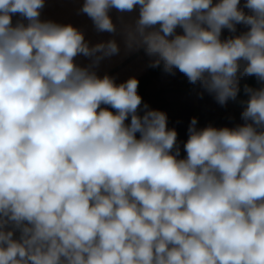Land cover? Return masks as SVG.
Listing matches in <instances>:
<instances>
[{"label":"clouds","instance_id":"9594fccd","mask_svg":"<svg viewBox=\"0 0 264 264\" xmlns=\"http://www.w3.org/2000/svg\"><path fill=\"white\" fill-rule=\"evenodd\" d=\"M44 5L0 0V264H264V86H244L243 124L193 117L180 158L166 113L141 109L138 79L94 70L116 40L90 46L42 21ZM137 7L126 44L151 67L221 105L242 78L264 84V0H83L80 12L115 33L110 10Z\"/></svg>","mask_w":264,"mask_h":264},{"label":"crops","instance_id":"0c3cea01","mask_svg":"<svg viewBox=\"0 0 264 264\" xmlns=\"http://www.w3.org/2000/svg\"><path fill=\"white\" fill-rule=\"evenodd\" d=\"M213 2L215 3L216 0H213ZM244 2L245 0H241V6ZM82 4L83 0H45L40 19L42 21L50 20L58 24L73 25L84 34L85 40L90 46L115 39L120 47V52L118 55L101 60L98 67L94 69L97 75L102 77L107 74L114 77L115 82L119 84L130 77L137 79L146 73L155 57L148 56L143 47L129 49L126 44V30L129 27H134L139 15L138 7L132 12L125 13L111 9L109 15L116 25L117 31L107 33L98 32L92 20L86 14L80 12ZM244 11L249 12L248 9H244ZM21 20L23 18L19 14L12 17L13 25ZM23 22L27 23L26 20ZM236 29L235 35L247 31L243 24H237ZM176 32L182 34L183 30L178 27ZM230 35L233 34L224 29L222 30L221 39H225ZM75 62L80 66H87L91 63V59L80 55L75 58ZM164 97L167 99V104L158 111L166 113L167 127L169 129L174 128L177 132L180 158L186 156L183 145L188 139V127L193 117L197 119V128H204L208 125L217 128H232L244 123L241 118L244 108L235 105L231 99L226 104L221 105L216 101L214 94L208 93L201 87L169 89Z\"/></svg>","mask_w":264,"mask_h":264},{"label":"rangeland","instance_id":"374dc122","mask_svg":"<svg viewBox=\"0 0 264 264\" xmlns=\"http://www.w3.org/2000/svg\"><path fill=\"white\" fill-rule=\"evenodd\" d=\"M174 72L175 74L164 72L152 78V83L149 85L146 92L143 95H140L142 97L141 109L143 108V104H147L150 109L154 108L158 101L161 98H164V95L169 90V88L193 85L189 83L187 77L184 74L180 73L178 70H174ZM245 78L240 80V84ZM140 113L143 112L141 111Z\"/></svg>","mask_w":264,"mask_h":264},{"label":"trees","instance_id":"16d2710c","mask_svg":"<svg viewBox=\"0 0 264 264\" xmlns=\"http://www.w3.org/2000/svg\"><path fill=\"white\" fill-rule=\"evenodd\" d=\"M164 73L163 70V63L161 62V64L157 67H150L149 70L144 73L143 75H141L140 77H138V81H139V85H138V94L139 95H143L146 90L148 89L149 85L152 83V78ZM195 87H200L198 84L197 85H188V86H184V87H174V88H169V89H176V88H180V89H193ZM158 98V97H157ZM234 102V100H232ZM167 104V99L161 98L158 103L154 106V108H152L153 110H160L161 108H163L165 105ZM115 111V110H113ZM141 115H143V113H140ZM126 122H130V118L129 121Z\"/></svg>","mask_w":264,"mask_h":264},{"label":"water","instance_id":"95a60500","mask_svg":"<svg viewBox=\"0 0 264 264\" xmlns=\"http://www.w3.org/2000/svg\"><path fill=\"white\" fill-rule=\"evenodd\" d=\"M245 85L254 89L264 86V84H262V82H259L255 76L246 77L244 81L240 84V92L238 93L237 98L234 100L235 105L242 108L246 107L244 101L248 99V96L243 90Z\"/></svg>","mask_w":264,"mask_h":264}]
</instances>
